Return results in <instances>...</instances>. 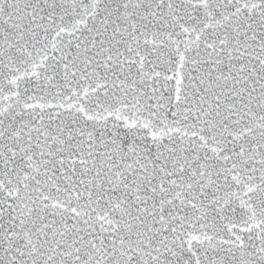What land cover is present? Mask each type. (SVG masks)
Here are the masks:
<instances>
[{"label":"snow or ice","instance_id":"1","mask_svg":"<svg viewBox=\"0 0 264 264\" xmlns=\"http://www.w3.org/2000/svg\"><path fill=\"white\" fill-rule=\"evenodd\" d=\"M0 264H264V0H0Z\"/></svg>","mask_w":264,"mask_h":264}]
</instances>
